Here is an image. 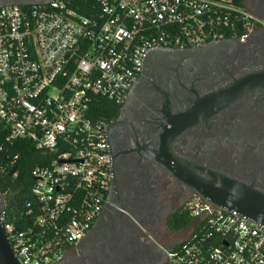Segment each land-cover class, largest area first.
<instances>
[{"label":"built area","instance_id":"built-area-1","mask_svg":"<svg viewBox=\"0 0 264 264\" xmlns=\"http://www.w3.org/2000/svg\"><path fill=\"white\" fill-rule=\"evenodd\" d=\"M255 19L239 0H50L0 7V221L20 264H56L91 230L111 184L109 122L147 52L246 41ZM103 106V104H101ZM27 146L39 154L30 201L5 223L6 176ZM187 237L161 264H264V231L196 195Z\"/></svg>","mask_w":264,"mask_h":264},{"label":"flooded vegetation","instance_id":"flooded-vegetation-1","mask_svg":"<svg viewBox=\"0 0 264 264\" xmlns=\"http://www.w3.org/2000/svg\"><path fill=\"white\" fill-rule=\"evenodd\" d=\"M39 1L0 0V7ZM239 1L255 19L246 41L162 49L143 60L107 127V204L56 264H161L190 229L167 224L195 195L174 169L218 172L264 194V0Z\"/></svg>","mask_w":264,"mask_h":264},{"label":"water","instance_id":"water-1","mask_svg":"<svg viewBox=\"0 0 264 264\" xmlns=\"http://www.w3.org/2000/svg\"><path fill=\"white\" fill-rule=\"evenodd\" d=\"M50 0L39 1L48 2ZM160 51V52H157ZM162 49L149 53L159 54ZM184 128L181 127L179 133ZM171 170V169H170ZM205 177H200L191 169H174V176L192 192L215 208L237 212L240 216L261 227L264 231V194L231 177L218 172L198 169ZM0 264H20L0 221Z\"/></svg>","mask_w":264,"mask_h":264},{"label":"trees","instance_id":"trees-1","mask_svg":"<svg viewBox=\"0 0 264 264\" xmlns=\"http://www.w3.org/2000/svg\"><path fill=\"white\" fill-rule=\"evenodd\" d=\"M99 106H96L95 112L98 114L99 120L111 122L114 120L119 111V107L108 102L107 100H99ZM103 104V106H101ZM26 153L22 154L19 165V176L16 179H11L9 175L6 176V183L2 186L3 189H9L11 192L10 199L7 201L3 212L5 213V223L15 224L19 226L20 223H28L24 220L22 214L24 212L25 203L30 201L28 189L32 184L30 172L38 164L39 154H37L32 147L27 146ZM191 221L182 212L174 216L167 224L171 231H180L189 226Z\"/></svg>","mask_w":264,"mask_h":264},{"label":"rangeland","instance_id":"rangeland-1","mask_svg":"<svg viewBox=\"0 0 264 264\" xmlns=\"http://www.w3.org/2000/svg\"><path fill=\"white\" fill-rule=\"evenodd\" d=\"M187 234V233H186ZM187 237V235H185V237H184V234L183 235H180V240H183L184 238H186ZM151 243L154 245V246H156L157 248H159V245H158V243L155 241V240H153L152 239V241H151Z\"/></svg>","mask_w":264,"mask_h":264}]
</instances>
